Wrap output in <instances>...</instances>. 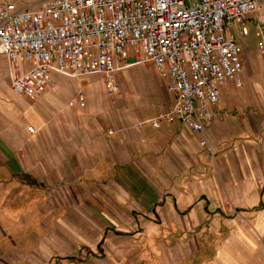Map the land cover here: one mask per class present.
<instances>
[{"label": "crops", "instance_id": "0c3cea01", "mask_svg": "<svg viewBox=\"0 0 264 264\" xmlns=\"http://www.w3.org/2000/svg\"><path fill=\"white\" fill-rule=\"evenodd\" d=\"M259 22L264 25V8L235 29L245 41V29H257ZM241 49L242 85L230 81L221 88L217 115L207 128L212 153L178 121L160 129L137 127L169 102L163 85H157L155 104L137 113L113 103L98 76L99 97L90 76L70 81L55 74L46 92L30 100L11 89L8 62L0 53V182L10 176L8 181L16 182V175L31 173L48 191L55 181H81L84 176L114 182L115 195L124 196L121 182L126 177L121 173L128 175V168L136 167L155 190L166 191L158 194L159 209L171 204L186 209L207 230L186 264H264V57ZM78 91L85 94V104L70 107ZM211 212L219 216L206 224Z\"/></svg>", "mask_w": 264, "mask_h": 264}, {"label": "built area", "instance_id": "2783aa9c", "mask_svg": "<svg viewBox=\"0 0 264 264\" xmlns=\"http://www.w3.org/2000/svg\"><path fill=\"white\" fill-rule=\"evenodd\" d=\"M262 8L264 0H43L25 7L9 0L0 3V53L11 89L30 100L46 92L55 74L100 75L108 96L116 98L117 73L151 62L167 81L169 102L137 127L178 121L212 153L207 128L221 88L231 80L242 85V49L233 31ZM256 35L264 55L260 22ZM126 55L135 62L121 66ZM85 101L78 91L69 106Z\"/></svg>", "mask_w": 264, "mask_h": 264}, {"label": "rangeland", "instance_id": "374dc122", "mask_svg": "<svg viewBox=\"0 0 264 264\" xmlns=\"http://www.w3.org/2000/svg\"><path fill=\"white\" fill-rule=\"evenodd\" d=\"M5 1L9 0L0 3ZM14 1L25 7L40 0ZM249 27L245 41L234 30L237 42L246 53L263 58L257 29ZM133 62L131 55L120 61L121 66ZM124 70L117 73L119 95L113 98L105 94L131 113L155 104L158 84L166 89L167 81L151 62ZM97 76L102 79L90 75L89 82L99 97L103 92L94 80ZM86 77L65 76L70 81ZM128 171V175L126 170L121 173L126 177L121 183L127 196L115 195L114 182L88 181L84 176L81 181H55L47 186L48 191L41 185L42 179L31 173L16 175L18 184L14 179L8 181L11 176L0 182V264H186L200 249L207 230L197 225L186 209H173V204L159 209L162 198L158 194L166 191L155 190L154 182L143 180L136 167ZM211 214L207 213L206 224L219 216ZM198 217L201 223L202 214Z\"/></svg>", "mask_w": 264, "mask_h": 264}]
</instances>
